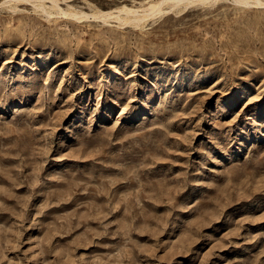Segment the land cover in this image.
<instances>
[{
  "label": "rangeland",
  "instance_id": "374dc122",
  "mask_svg": "<svg viewBox=\"0 0 264 264\" xmlns=\"http://www.w3.org/2000/svg\"><path fill=\"white\" fill-rule=\"evenodd\" d=\"M37 1L0 2V264H264V5Z\"/></svg>",
  "mask_w": 264,
  "mask_h": 264
},
{
  "label": "bare ground",
  "instance_id": "6f19581e",
  "mask_svg": "<svg viewBox=\"0 0 264 264\" xmlns=\"http://www.w3.org/2000/svg\"><path fill=\"white\" fill-rule=\"evenodd\" d=\"M2 1V0H1ZM0 1V2H1ZM7 1V0H6ZM43 1V0H42ZM57 0L50 1L52 3L49 4L51 9H54L55 12H61L64 13L66 16L71 15L74 17H87L88 15L85 14V12H76V11H64V9L60 8V6L56 3ZM235 3L241 5V6H259L264 5V1L262 0H233ZM5 2V1H4ZM208 0H157V1H151L147 5L143 7H135V6H126L123 5L121 7H117L114 10H108V11H102L100 9H96L94 12L90 14L93 18H101V19H108V18H114L118 21L120 24H130V25H140L142 21L149 17H155L159 13H163L166 11L165 8L172 10L173 12H180L182 9H184L185 6L190 4H206L209 3ZM3 3V2H2ZM35 3L32 1V4ZM37 6L35 8H43L42 11L48 12L46 10L47 8L44 7V3H41L40 0L37 1ZM36 4V3H35ZM163 5L166 6L163 8ZM48 7V8H49ZM50 13V11L48 12Z\"/></svg>",
  "mask_w": 264,
  "mask_h": 264
}]
</instances>
